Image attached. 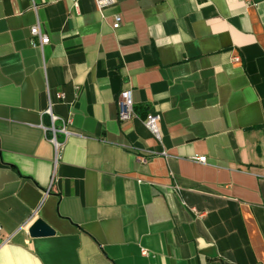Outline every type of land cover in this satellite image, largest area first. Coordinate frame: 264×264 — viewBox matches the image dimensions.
Listing matches in <instances>:
<instances>
[{
  "label": "crops",
  "instance_id": "0c3cea01",
  "mask_svg": "<svg viewBox=\"0 0 264 264\" xmlns=\"http://www.w3.org/2000/svg\"><path fill=\"white\" fill-rule=\"evenodd\" d=\"M0 223V264H264V0H0Z\"/></svg>",
  "mask_w": 264,
  "mask_h": 264
},
{
  "label": "built area",
  "instance_id": "2783aa9c",
  "mask_svg": "<svg viewBox=\"0 0 264 264\" xmlns=\"http://www.w3.org/2000/svg\"><path fill=\"white\" fill-rule=\"evenodd\" d=\"M114 2V0H97V4L100 8H103L107 5H110ZM122 18L121 16L116 17V21L114 23V28H118L121 25ZM31 37L33 38L32 41H36L40 46H44L50 42V37L48 34L42 32L40 24H36L31 27L30 29ZM37 39V40H36ZM232 60L234 62H240L241 57L240 55H233ZM134 97H133V89L131 87H125L123 88L119 95H118V105H119V119L121 122H129L131 121L135 116H137L135 108H134ZM48 111L51 113V109H48ZM53 120L55 121L57 117L55 115H52ZM160 119V116L157 112H148L144 118V121L147 125V127L150 129V131L157 137L160 138V133L158 129V120ZM61 130L65 132L67 135L69 134V131L67 130V125L64 123V125L61 127ZM54 137L52 138V142L58 147L60 143H58L56 139V129L54 128ZM200 161H206V157H200ZM3 226L0 223V232H2ZM144 254H146L147 251H143Z\"/></svg>",
  "mask_w": 264,
  "mask_h": 264
},
{
  "label": "water",
  "instance_id": "95a60500",
  "mask_svg": "<svg viewBox=\"0 0 264 264\" xmlns=\"http://www.w3.org/2000/svg\"><path fill=\"white\" fill-rule=\"evenodd\" d=\"M29 233L33 237L49 236L55 233L54 228L44 219L38 218L29 228Z\"/></svg>",
  "mask_w": 264,
  "mask_h": 264
}]
</instances>
